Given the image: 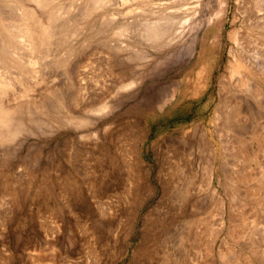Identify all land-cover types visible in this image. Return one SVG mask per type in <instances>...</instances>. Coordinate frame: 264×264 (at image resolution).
Here are the masks:
<instances>
[{"label": "rangeland", "instance_id": "rangeland-1", "mask_svg": "<svg viewBox=\"0 0 264 264\" xmlns=\"http://www.w3.org/2000/svg\"><path fill=\"white\" fill-rule=\"evenodd\" d=\"M203 1L111 0L107 4L106 12L112 21H109L112 28L107 37L113 38L107 40L111 43H108L107 68L100 76L105 81L109 79V83L106 81L107 95L102 99L107 102L108 110L105 107V112L93 114V123L89 122V125L81 123L85 125L82 127L77 124L75 129L66 124L67 127L65 123H61L60 128L43 127L30 135L22 148L8 152L0 150V264H264V149L258 151L256 162H248L247 154L241 152L247 144L243 143L245 138L249 139L253 133L258 139L263 135L264 119L263 123L260 120L264 117V27L259 26L263 21H257L253 8H262L264 12V0H251L252 3L241 0L243 7L240 6L244 9L239 8V0ZM208 1L217 7L215 18H224L222 20L226 22L223 27L225 31H219L215 54L210 53L206 46V49H201L199 44L213 22L211 13H208L212 4ZM70 2L74 4V16L83 1L61 0L64 7ZM184 4L188 8L200 6L198 11L204 10V13L199 12L198 20L192 24L198 26L197 38L196 33L187 37V40H191L187 42L193 48L189 61H194L200 55L202 62L198 64V71L201 70L204 79L198 90L194 93L186 91V94L180 92L181 77L171 70L176 65L170 57L171 52L165 48L158 49V41L151 44L145 36H140L143 26L151 21L160 22L165 28L169 26V18L174 15L176 7ZM75 15L77 21L79 16ZM139 23L144 25L139 26ZM93 24V28L97 29L95 20L90 22V26ZM82 25L81 29L84 28L79 33L83 34L85 30L86 35H74L71 38L77 42L71 40L72 43L69 37L70 44L66 42L65 48L72 45L76 48L77 54L72 57L75 60L87 61L92 57L96 72H100L97 53L102 41L97 38L103 40V35H99L95 29H92L93 32L86 31L88 26ZM118 26L124 27L122 34L125 36L115 35L113 31ZM185 27L184 36L188 34ZM187 28L191 29L190 26ZM90 33H95L94 37ZM235 33L238 34L236 38ZM87 35H91L92 39ZM183 38L181 35L180 45L185 40ZM120 39L124 40L121 42L126 47V52L122 50V54L127 55L126 58L122 55L125 69L123 86L119 89L122 92L114 89L113 84L118 78L114 44ZM85 42L86 46L82 47ZM62 47L57 48L55 54H64L66 49ZM232 49L236 55L230 52ZM54 71V74L59 73L54 77L60 75L63 79L59 69ZM59 77L53 80V84L61 83ZM238 77H247L249 86L238 85ZM220 82L227 84L222 87ZM103 83L100 82L101 87L98 85L97 89L94 88L95 92L98 90L99 98L100 91L106 87H103ZM236 84L238 87L234 86ZM159 87L162 88L159 90ZM160 91H166L170 99L160 103L157 100ZM155 96L156 100H153ZM223 96L228 97L227 102H221ZM79 97V91L72 89L69 104H72L70 106L76 115L84 113L82 108L75 105ZM234 98L242 99L243 108L247 105L239 115L241 122V115L245 117L248 128L242 130L244 133L246 131L242 142L237 135L243 128L230 127L224 121L225 118L228 121V111ZM257 120L261 125H257ZM234 129L236 135L232 133ZM200 153L208 160L207 177L202 176L203 158H200ZM211 164L214 168L209 178L207 173H210ZM243 166H246L245 170ZM239 167L244 173L249 167L248 172L253 171L247 174L250 178L248 176L242 185L236 179L242 173ZM224 170L227 174L230 170L231 175L223 173ZM196 207L200 209L196 211ZM220 220L224 223L222 228L217 224ZM230 228L234 235L231 233L230 236ZM219 249L226 253H220ZM227 251L234 254L233 257H228Z\"/></svg>", "mask_w": 264, "mask_h": 264}, {"label": "bare ground", "instance_id": "bare-ground-1", "mask_svg": "<svg viewBox=\"0 0 264 264\" xmlns=\"http://www.w3.org/2000/svg\"><path fill=\"white\" fill-rule=\"evenodd\" d=\"M82 1H83V3L79 6L78 13H75V14H78L80 20L78 19L76 21V19H77V17L75 18L76 15L74 14V16H72V14H73L72 12L74 10L73 2L72 3L70 2L71 3L70 5L67 4L68 7L67 6L64 7L65 4L63 5L61 3V0H0V150L8 152L10 150H18L20 147L22 148V145L24 144L25 140L27 138H29L30 135H33L36 132H39V129L40 128L43 129V127H49L50 126V127H55L56 128L59 125L61 126V123L62 124L65 123V125L67 124L69 127H71V126L73 127L74 126V129L76 127L75 125H77V124L81 125V126L82 125L85 126L84 124H88L89 122H91V119H94V118H92L93 114L98 115L97 113H100V112L104 111L107 102L105 103L102 99L104 98V95H105V97L107 95L108 87L106 86L107 85L106 81L109 80V79H107L106 81H105V79L103 80V76L101 77L100 74L103 73L105 71V69L107 68V66H106V63H107V60H108L107 59L108 58L107 52L109 50V44L108 43H110L109 41L107 42V40H108V38H110V39L113 38V37H107V35L109 34V32L111 30L110 27L112 25L110 26V24L112 23V21H110V18L108 16L109 14H108V12H106V6H107V4L110 3L111 0H82ZM187 1L184 0V2H187ZM249 1H251V0H249ZM223 2H224V0H223ZM234 2H236V1H234ZM239 2H240L239 3V6H240L241 5V0H239ZM76 3H79V2H76ZM189 3H191V2H189ZM251 3H252V1H251ZM251 3H250V5H251ZM209 4H212V6L209 7L210 12H208V13H211V16L213 17L212 18L213 22L210 24V28L207 29V31L204 33V36L199 40L200 42L199 41L198 42L200 44L201 49L205 48V46H206V48L208 49V51L210 53L215 54V52L217 51L216 50L217 45L219 44V38H220L219 37V31H220V29L221 30L223 29V27H224L226 22L222 20L224 18H222V19L215 18V15L218 13L217 10L215 11V8H217V7L213 3L209 2ZM184 5L182 7L180 5H179L180 7L179 6L176 7L174 15L169 18L170 19L169 20L170 25L167 26L166 28L161 26L160 22L159 23H151L152 21L151 22L149 21L150 22L149 24L145 23L146 24L145 26H143L144 24L142 25V23H139V26H141V25L143 26V30L140 28L142 30L141 31L142 35H140V36H145L147 38V40L151 41V44H152V42L157 43L156 41H158L159 42L158 46H160V48H158V49L165 48V50L171 52V56H170V54L169 55L167 54V55L170 56L171 59L176 62L175 63L176 65L175 66L173 65L174 67H172L173 69H171V70L175 71V74L181 77L180 86H179L180 92L183 93V94H186V91L187 92L190 91V93L191 92L194 93L195 90H198L197 88L199 87V85L200 86L202 85V81H203L204 77L201 74V70L198 71L199 70L198 69V64L200 62H202V60L200 59L201 58L200 55L194 61H189V58L191 56L190 54H191V51L193 50V48H192V46L189 43L191 40L190 39L187 40L188 35L192 34V33L193 34L196 33L195 35H196V38H197L198 26L195 24L197 26V29H196V26H194L192 24H194V22L196 20H198V18H197L198 14H199V12H202V11H200L201 9L198 11V7H200V6H198V7L194 6L193 8L189 7V8H191V9H189L186 5L185 6ZM194 5H195V2H194ZM253 5H255V4H253ZM241 6L239 8L244 9V8H242L243 6L242 7ZM258 7H260V5ZM263 7H264V5H263ZM130 8H132V7H130ZM204 8L206 9V11H208L206 6ZM219 8H220V6H219ZM252 8H253V6H252ZM261 9L257 8V10H255L253 8V11H254L253 12L252 9L250 8V11H252L254 13V15L257 16V19H258L257 21H260V23H261V21H263L262 25H259V26L260 27L261 26L264 27V12ZM223 11H226V10L223 9ZM114 13H117V11H114ZM114 13H113V16H114ZM202 13H204V10H203ZM247 13H248V11H247ZM251 13L249 15H251V17H252ZM206 15H208V17H209V14H206ZM223 15H225V12H224ZM113 16H110V17H113ZM245 16H247V15H245ZM201 17H203V16H201ZM205 17L206 16H204V18ZM248 17H250V16H248ZM115 18H116V15H115L114 19ZM242 18H244V17H242ZM246 18H244V19H246ZM207 19L206 20L204 19V20L207 21ZM232 19H235V18H232ZM92 20L96 21V28L97 29L93 28V27H95V24L90 26V22ZM167 20H168V18H167ZM80 21H82V22L79 23ZM120 21L118 20V22H120ZM116 22H117V20H116ZM129 22H131V21H129ZM200 22H202V21H200ZM242 22H244V21H242ZM123 23H121L120 25H122ZM143 23H144V21H143ZM252 23H253V21H252ZM82 24H85V26L86 25L88 26V28H86L87 29L86 31H92V29H95L96 30L95 32H98L99 35L100 34L103 35V40L100 39V38H97V39H99V41L100 40L102 41L100 50H98V53H97V59L100 62L99 65H98V68H100V70H99L100 72H96L97 71V70H95L96 69V65L93 64L94 60L92 59V57L90 59H88L87 61H82V60H77V59L75 60L72 57L73 56L75 57V55L77 54V53L75 54L76 48L73 45L71 47L66 46L67 48H65L64 44L66 42L68 43L69 41H70V43H72L74 40L71 37H73L74 35L76 36L79 33V31L81 32V30L84 28L83 27L81 29V27L83 26ZM114 24L117 25L118 23H114ZM188 25L191 27V29L187 28V27H189ZM200 25H202V24L200 23ZM254 26H256V25H254ZM184 27L186 28V31L188 32V34H186L185 36L183 34ZM137 29H138V32H139V27ZM188 29H189V31H188ZM258 29H260V28H258ZM123 30H124V27L118 26V27L114 28L113 32L116 33L115 35H121L123 33ZM223 30L225 31V29H223ZM260 30H263V29H260ZM84 32H85V30H84ZM84 32H83V34H85ZM80 34L81 33H79V35ZM83 34H81V35H83ZM94 34H91V35H93V37H94ZM96 35H97V33H96ZM122 35L125 36V34H122ZM181 35H182V38L184 36L185 40L180 45ZM231 35L233 36V33ZM237 35L238 34L235 33L234 37L236 38ZM90 36H88V38ZM239 36H240V34H239ZM69 37H70V40H69ZM81 37H80V39H82ZM140 38L142 39V37H140ZM192 38H194V37L192 36ZM84 39H82V40H84ZM89 39H92V37H90ZM93 39H95V38H93ZM123 39H125V38H123ZM71 40H73V41H71ZM122 40L121 39H120V41H116L115 40L116 41L115 44H114V48L115 49L113 48L114 50H116V52H114V51L113 52L116 53L114 59H115V62L117 64L116 74L118 76V78L116 79V81L113 84H114V87H116L114 89L118 90V92H122V90L119 91V89L122 88V86H123L122 81H123V79L125 77V69H124V63H123V56H125V54L124 53H123L124 55L122 54V50H123V52H126V51H124V47H125L124 44L125 43L121 42ZM147 40L145 39L144 41H147ZM193 40L196 41L195 39H193ZM187 41H189V42H187ZM74 42H77L76 39H75ZM86 42H87V46H88V44H89L88 42L89 41H87V39H86ZM86 42L83 44L82 47H84V45L86 46ZM241 42H242V40H241ZM70 43H68V44H70ZM148 43L150 44V42H148ZM154 45H157V44H154ZM62 46L66 49V51L65 50H61L63 52L65 51L64 54L62 53L61 55H59L57 52L56 53L58 55L55 54V51L58 50L59 48H61ZM63 47H62V49H64ZM82 47H81V49H82ZM86 48H88V47H86ZM154 48H156V46ZM130 49H132V47ZM233 49L230 50V52L233 51ZM78 51H79V49H78ZM235 55H236V53H235ZM126 56L124 58H126ZM163 56H165V55H163ZM245 56H247V55H245ZM259 56H261V55H259ZM244 58L245 57H243V59ZM246 58H248V57H246ZM257 59H260V58L257 57ZM246 60L249 61V59H246ZM254 60H255V58H254ZM251 61H253V60L251 59ZM253 63L251 62L250 64L254 65ZM255 64H257V63H255ZM262 65L263 64H261V66ZM248 66H249V64H248ZM257 66H258V64H257ZM253 67H255V66H253ZM55 69H59V71L61 72L60 74L63 75V79L61 77H59L60 75L57 76V77L62 79L61 83L60 84L58 83L57 85L53 84V80L57 78V77H54L55 74L56 75L59 74L57 72L54 74V72H55L54 70ZM247 69H249V68H247ZM203 71H204V69H203ZM259 71H260V69H259ZM236 79H237L236 81L238 82V85L242 84L244 86L245 85L249 86V84H250V82H249V84L247 83L248 82L247 77H245V78L238 77ZM57 81L59 82L60 80H57ZM102 81H104L103 87L104 86H106V87L103 88L102 91H100L101 92V96L99 98V96H97V95H99V92H98V90H97V92H95L94 88L97 89L98 85L100 86V82H102ZM107 82L109 83V81H107ZM174 82H171V83H174ZM220 84H221L222 87H224V84H227V83L220 82ZM127 85H129V84H127ZM238 85L236 84L234 86L238 87ZM160 88H162V87H159V90H160ZM72 89H76L77 91H79V94L81 96V98L79 97L80 100H78L75 105L77 107H80V108L83 109L84 113L82 112L83 113L82 115L81 114H79V115L77 114L76 115L75 114L76 112L74 111L73 107L70 106L72 104H69V99H70V96H71V90ZM167 89H169V85H168ZM245 89L246 88H244L243 90L245 91ZM123 90H124V88H123ZM166 91H163V92L160 91L158 96L156 94V96L158 97L157 100L160 103L161 102L164 103L168 99L167 96H166L167 95ZM257 92L259 93V91H257ZM148 93L150 94V92H148ZM156 93H158V92L156 91ZM238 94H236V96ZM247 94L249 95V92H247ZM112 95H114V94H112ZM151 95H153V94H151ZM116 96H118V95H116ZM120 96H122V95H120ZM147 96L149 97V95H147ZM156 96H155V99H153V100H156ZM220 96H222V95H220ZM148 97H147V99H148ZM153 97H154V95L152 96V98ZM249 97H251V96H249ZM257 97H258V95H257ZM75 98L76 97H74V99ZM152 98H150V99H152ZM227 98L228 97H224V96L221 97V102L222 103L223 102H227L226 101ZM241 98H238V99L234 98L233 105H232V107H230V109L228 111L229 112L228 121L224 117L225 118L224 121H226L225 123L227 125H229V126L230 125L231 126H239V127L243 128V129H240L241 131H239V133L237 135L240 140L242 139L241 141L239 140L240 142H242L244 140V138H245V135H243L244 132H242V130H244V129L248 130L247 125L245 124V120H246L245 117L243 115H241L242 122L239 119L240 113L243 110L245 111L244 108L247 106V105H245V107L243 108V106L241 105L242 104L241 102H242L243 98L242 99ZM106 99H108V96H107ZM169 99H170V97H169ZM148 100H147L146 104L148 103ZM153 100H151V101H153ZM259 101L257 103H260ZM149 102H150V100H149ZM249 102H250V100H249ZM157 104L159 105V103H157ZM223 106H225V104ZM262 106H260V107H262ZM106 109H107V107H106ZM253 109H254V106H253ZM256 110H257V108H256ZM256 112H255V114H256ZM261 113H262V110H261ZM104 114H103V116H104ZM255 114H253V118L254 119L256 118V117H254ZM224 116H225V113H224ZM250 116H252V115H250ZM262 119H264V117H262L261 120L260 119L259 120L262 121V123H263ZM259 120H257V121L259 122ZM251 122H252V119H251L250 123ZM81 123H84V124H81ZM91 123H93V122H91ZM217 123H218V121H217ZM252 124H253V122H252ZM257 125H261V122H259ZM60 126H59V128H60ZM62 126H64V125H62ZM250 128H252V126ZM61 129H62V127H61ZM227 129H229V128H227ZM253 130H254V128H253ZM262 131H263V135H262V137L260 139H258V137L256 138L257 135H255L253 133V135L251 134L252 136L249 135V139L245 138V140L243 141L244 144H245V142H247V144H246V146L243 149L244 151L242 150L241 152H242V154H243V152L247 154V160H249L248 162H256L258 160V154H259L260 150L264 149L263 148V145H264V127L262 128ZM255 132L258 133V130L255 131ZM232 133L233 134L236 133L235 129H234V131ZM245 133H246V131H245ZM248 133H249V131H248ZM222 134H224V132H222ZM222 136L219 135V137H222ZM224 136H225V134H224ZM231 136L234 137L233 135H231ZM201 138H202V136H201ZM227 138H228V136H227ZM207 139H209V138L207 137ZM235 141H236V139H234V142L233 141L232 142L235 143ZM236 144H234V145H236ZM199 145H201V144L199 143ZM229 146H228V149L230 148ZM201 147H203V145ZM209 147H211V146L209 145ZM239 148H240V146H239ZM198 149H200V148H198ZM211 149H212V147L210 148V150ZM90 152L92 153V151H90ZM204 153L206 154V152H204ZM237 153H238V150H237ZM202 155L203 154L200 153V158H203L202 159V163H203L202 164V176L203 175L205 176L206 175V168L209 167V166H207L208 163L206 164V162L208 160L207 161L205 160V157H204L205 155L204 156H202ZM245 157H244V159H246ZM210 158H211V156H210ZM207 159H208V157H207ZM213 164H214V160H213ZM213 164H211V167L209 168L210 170H208V171H210V173H207L209 175L208 176L209 178H211V174H212V171H213V168H214ZM248 164H250V163H248ZM69 167H70V165H69ZM243 167H244V170H245L246 166H243ZM176 168L178 170L177 165H176ZM239 168L241 169L242 167H239ZM224 169H226V168H224ZM249 169H250V167H249ZM248 170H246V173H244L245 171L243 172L242 169L240 170V171H242L241 175L236 177V179L237 180L239 179L238 181L241 182V183L237 182L239 185H242V183H244V184L246 183V181H247L246 179L249 176L247 174L250 173V172H248ZM240 171H239V173H240ZM225 172L226 171L224 170L223 173H225ZM229 172H230V170H229ZM229 172H228V174H230ZM251 173H253V171ZM225 174H227V172ZM235 174L233 176H235ZM227 175H226V177H227ZM206 177H207V175H206ZM249 178H250V176H249ZM251 178H252V176H251ZM252 180H253V178H252ZM164 183H165V181H164ZM165 184H167V182ZM167 186H169V185H167ZM257 192H258V190H257ZM179 193L180 192H178V194ZM259 193H261V192H259ZM255 194H257V193H255ZM229 195H230V193H229ZM232 195H233V192H232ZM189 196H191V195H189ZM174 197H175V195H174ZM229 198L231 199V197H229ZM235 198H236V196H235ZM185 199H187V198H185ZM217 199H218V197H217ZM179 200H180V202L182 201L181 199H179ZM221 200H219V201H221ZM186 201L188 202V199ZM193 202H194V200H193ZM217 202H218V200H217ZM217 202H215V204H218ZM198 206H199V204H198ZM220 206H221V204H220ZM231 206H232V204L230 205V208H231ZM217 207H219V206H217ZM195 209H196V211H198L200 208L197 209V207H196ZM203 209H204V207H203ZM182 211H185V210L183 209ZM192 211H193V208H192ZM233 219H235V218H233ZM219 222L220 223L217 222V224L220 225L219 226L220 228H222L224 223H223L222 220H220ZM187 223H188V221H187ZM231 224L232 223H230V225ZM186 225H189V224H186ZM235 226L236 225H234L233 227H235ZM219 227L217 229H219ZM229 227H231V226H229ZM232 229H234V228H232ZM230 231H231V228H230ZM230 231H229L230 236H231V233H232V235H234L233 232L232 231L230 232ZM196 232L197 231H195V233ZM189 238H190V236H189ZM190 242H191V240H190ZM199 242H200V239H199ZM221 249H224V248L222 247ZM205 250H206V248H205ZM229 250H231V249H228V251ZM221 251H224V250H220V253H221ZM228 251H227V253H228ZM230 253H228V257L234 255V254L231 255ZM235 253H237V252H235ZM203 255H204V253H203ZM225 256H227V255H225ZM222 257L223 256H221L220 258H222ZM210 258H213V257L211 256ZM253 264H254V262H253Z\"/></svg>", "mask_w": 264, "mask_h": 264}]
</instances>
